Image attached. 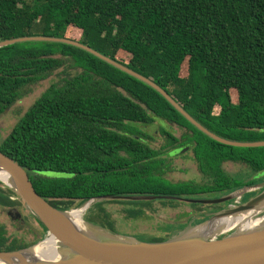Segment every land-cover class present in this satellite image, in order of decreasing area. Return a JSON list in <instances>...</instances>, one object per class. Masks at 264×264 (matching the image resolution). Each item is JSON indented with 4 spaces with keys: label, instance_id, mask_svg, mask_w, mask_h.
<instances>
[{
    "label": "trees",
    "instance_id": "16d2710c",
    "mask_svg": "<svg viewBox=\"0 0 264 264\" xmlns=\"http://www.w3.org/2000/svg\"><path fill=\"white\" fill-rule=\"evenodd\" d=\"M25 36L89 46L161 87L215 135L264 141V0H0V41ZM53 75L23 115L13 108ZM10 111L17 122L0 151L63 210L102 195L190 198L248 186L225 171L230 162L264 171V146L212 138L150 83L68 42L0 46V117ZM157 118L182 133L160 126L164 141L155 148L145 126ZM183 147L192 151L201 180L169 177L175 169L169 152ZM12 194L0 187V204L12 205ZM115 201L130 218L151 204ZM102 204L97 216L118 231ZM17 247L0 231V250Z\"/></svg>",
    "mask_w": 264,
    "mask_h": 264
},
{
    "label": "water",
    "instance_id": "95a60500",
    "mask_svg": "<svg viewBox=\"0 0 264 264\" xmlns=\"http://www.w3.org/2000/svg\"><path fill=\"white\" fill-rule=\"evenodd\" d=\"M24 40L63 41L81 46L153 85L188 120L212 138L234 146H264V141L239 142L215 135L196 121L166 91L151 80L77 41L57 37L25 36L0 41V46ZM187 149L188 147L176 149L171 152V155L183 153ZM0 164H4L13 174V177L10 176L8 180L0 178V181L5 183L7 188L2 187L15 191L16 196L25 201L32 217L44 231L42 239L33 246L19 250H0V255H16L22 252L34 253L43 247L49 237H53L56 248L55 259L52 261L41 260L31 264H264V181L257 185L238 188L228 195L212 200L211 202H227V204L217 211L206 213L207 218L204 221L195 223L192 220L183 228L174 230L165 240L152 242L143 240L138 236L120 234L104 225L102 226L105 227V231L99 230L97 232L93 229L87 231L82 227L84 233L82 237V235L69 231L64 225H60L54 219V214L67 215L79 209H83L85 212L94 200L102 199L97 200L96 204H98L107 198L132 201L137 200L135 198H139V201L158 198L190 202L197 200L176 195H102L79 201L80 205L75 210H70L74 206L63 210L42 197L34 187L27 170L1 151ZM15 182H18L22 190L17 187ZM253 190L257 191L256 195L247 202H241L243 194ZM231 217L232 224L224 228L225 221ZM215 218H218L217 227L220 230L214 235L202 237L191 233ZM251 220L255 221L252 222ZM80 222L83 226L82 218Z\"/></svg>",
    "mask_w": 264,
    "mask_h": 264
},
{
    "label": "rangeland",
    "instance_id": "374dc122",
    "mask_svg": "<svg viewBox=\"0 0 264 264\" xmlns=\"http://www.w3.org/2000/svg\"><path fill=\"white\" fill-rule=\"evenodd\" d=\"M55 74H57V72ZM57 78H58L57 75H53L49 79H47L45 82L40 83L38 86L34 88L33 92L29 96L19 100L13 108H19L20 111L22 112L21 115H23V113L32 105L35 99L50 85V83L53 80ZM156 120L157 121H155L153 124L145 126V129L147 130V132H149L150 134L154 136V139L152 141L153 147L157 148V146H159L164 141V138L160 132V126L164 127L165 129H168L170 132H173L176 136L181 135L182 133L181 129L176 124H169L158 118ZM16 122H17V116L13 111H10L0 117V143L2 139L9 134V132L12 130ZM173 157H174V162L176 165V170L171 174V176H173L177 180L185 179V178H196V179L200 178L194 169V163L192 159L191 150H187L183 153H177ZM225 168L229 172H234L235 174L237 173V171L240 172L241 173V174L239 173L240 176L244 178H246L245 175H247V177L252 175L250 173L249 174L246 173L244 168L241 167L240 165H237L231 162L227 163L225 165ZM167 181H164V183H168ZM261 182L263 181L261 180ZM0 186L6 187L5 183H3L2 181H0ZM256 193L257 191L245 192L241 198V202L249 201L252 197L256 195ZM228 194H230V192L227 193V195ZM211 198L209 199L208 197L204 199L199 198L195 202L196 203H199V202L214 203V201L211 202L212 200H214V198L213 197ZM19 199H20V204H21L20 211L22 215L25 217V221L22 224H20V230L14 233H11L10 235L11 237L15 236L16 240L13 241L9 246H12V245L18 246L17 248H14L12 250H19V249H25L26 247H31L36 242H39L44 235V231L41 225L34 220V218L32 217L31 211L28 209L27 205L25 204V201L22 200L21 198ZM135 199L138 200L139 198H135ZM97 200H102V199H97ZM97 200H94L91 203L90 207L92 208L90 209L89 207V209L84 212L83 217H82L83 227L87 231H91V229L95 230V232L99 230L105 231V227L102 226L103 221L100 220V218L97 216V214L99 213V207L96 204ZM106 200L108 201L111 200V202H108ZM106 200L103 201L102 206L109 213L110 218L113 220L114 225L118 230V233L123 234V235H131V236L142 235L144 237H148L150 235H159V234L163 235L166 233L165 232L166 228H163V227L165 226L168 220L169 221H172L175 219L185 220L186 218L184 216L187 214L181 213L182 210L187 212L188 210L191 209L189 202L185 200H181V201H184L183 203L175 204V206H169V205H164L162 203V200L159 198L158 199H143L144 201H151V204L144 206V214L142 216L130 218L124 212V208L126 207L125 204L115 201V200H123V199H108L107 198ZM177 201L179 200H176V202ZM225 204H227V202H225ZM79 205L80 203L76 202L74 204V207L70 210H75L76 208L79 207ZM195 210L196 212L200 213L199 208ZM167 212H170V215L172 217L169 216ZM206 218L207 216H205V219ZM193 220H194L193 222L197 223L195 218ZM202 221L204 220L199 218L198 223ZM3 226L7 228L6 232L8 233L12 232L10 230L17 229V228H13L14 225L12 224L6 212H1L0 214V227L2 228ZM173 231H171V234ZM6 243L9 244V241ZM4 250H7V249H4Z\"/></svg>",
    "mask_w": 264,
    "mask_h": 264
},
{
    "label": "flooded vegetation",
    "instance_id": "af4514ba",
    "mask_svg": "<svg viewBox=\"0 0 264 264\" xmlns=\"http://www.w3.org/2000/svg\"><path fill=\"white\" fill-rule=\"evenodd\" d=\"M174 150H172L171 152H174ZM171 152H169V155H171ZM174 155H171V156H174ZM193 163H194V169H195L196 173L199 175L200 178L199 179H196V178H185V179L201 180L202 179L201 174L199 173V171H198V169H197L196 164H195L194 161H193ZM172 166L175 167V169H174V171H175L176 170L175 162H172ZM241 167L244 168V170H245L246 173H248V174L250 173L252 175H250L249 177H247V175H245L246 178H244V177H241L240 176V174H241L240 172L237 171L236 174L234 172H229L225 168V166H224L226 172L235 175L245 185H249V184H251V185H257V184H259L261 182V180L264 181V171L255 172V171H252V170L247 169L245 166H241ZM174 171L169 172V177H173V176H171V174ZM0 187H2V186H0ZM215 192H206V193H202L199 196L190 197V198H193V199L196 198V200L199 199V198H203L204 199L206 197H208V199L211 198V197H213L214 199H219V198H221V197H223L224 195L227 194V193H219V192H216L215 193ZM11 199L13 201V204L10 205V206L4 207V206H2L0 204V214H1V212H6V214L9 216L12 224L14 225L13 228H17L15 230H10L12 232H9L8 233V232H6L7 231V228H5L4 226L2 228L0 227V231H2V234L5 237L6 242L9 241V244L8 245H10L13 241L16 240L15 236H12V237L10 236L11 233H14V232L20 230V224H22L25 221V217L22 215V213L20 211V205H21L20 204V199L16 196V194H12L11 195ZM185 201H187V200H185ZM183 202L184 201L179 200V201L175 202V204H179V203H183ZM187 202H189V205L191 206L190 207L191 209L188 210L187 212H185L183 210L181 212L183 214H187V215L184 216L186 218L185 220H183V219H181V220L180 219H175V220H172V221H169L168 220L166 222L165 226L163 227V228H166V230H165L166 233L165 234H163V235H160V234L159 235H150V236H155V237H159V236L160 237H168L171 234V231H173L175 229H178V228H181V227H184L189 222H191L194 218L196 219L197 222H198L199 218L204 220L205 219V214L207 212L217 211V210L221 209L225 205V202H214V203H202V202L196 203V202H190V201H187ZM175 204H174V206H175ZM164 205L173 206L171 204H164ZM197 208H199L200 213L196 212L195 209H197ZM167 214L169 216H171L170 215V212H167ZM138 236L144 237L142 235H138Z\"/></svg>",
    "mask_w": 264,
    "mask_h": 264
},
{
    "label": "bare ground",
    "instance_id": "6f19581e",
    "mask_svg": "<svg viewBox=\"0 0 264 264\" xmlns=\"http://www.w3.org/2000/svg\"><path fill=\"white\" fill-rule=\"evenodd\" d=\"M10 176L13 177L12 172L4 165L0 164V178L4 180H8ZM17 187L22 190L18 182H15ZM84 210L79 209L76 211H72L65 214H54V219H56L57 222L60 223V225H64L66 229H68L71 232H75L78 235L84 236L82 225H81V218ZM217 220L218 218L213 219L212 221L208 222L207 224L201 225L200 227L193 230L191 233L202 236V237H208L211 235H214L216 232H218L220 229L217 227ZM254 222L255 220H251ZM233 220L231 218H227L224 224V228H226L228 225L232 224ZM223 229V228H222ZM56 256V248H55V239L53 237H49L42 248H39L36 250V252L32 253H18L16 255H7L3 256L0 255V264H31L32 262L37 261H52L55 259Z\"/></svg>",
    "mask_w": 264,
    "mask_h": 264
}]
</instances>
